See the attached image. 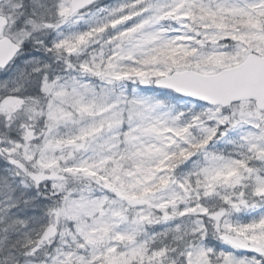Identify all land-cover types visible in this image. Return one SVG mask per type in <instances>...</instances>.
Wrapping results in <instances>:
<instances>
[{
	"label": "snow or ice",
	"instance_id": "6c2138e0",
	"mask_svg": "<svg viewBox=\"0 0 264 264\" xmlns=\"http://www.w3.org/2000/svg\"><path fill=\"white\" fill-rule=\"evenodd\" d=\"M0 264H264V0H0Z\"/></svg>",
	"mask_w": 264,
	"mask_h": 264
}]
</instances>
